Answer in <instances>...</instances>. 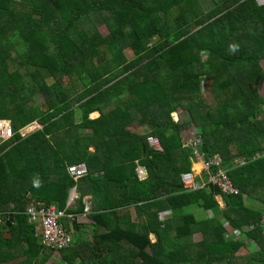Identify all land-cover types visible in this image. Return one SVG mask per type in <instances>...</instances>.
Here are the masks:
<instances>
[{"label":"trees","instance_id":"obj_1","mask_svg":"<svg viewBox=\"0 0 264 264\" xmlns=\"http://www.w3.org/2000/svg\"><path fill=\"white\" fill-rule=\"evenodd\" d=\"M263 61L264 1L0 0V211L14 220L0 217V264H233L246 239L241 264H264ZM193 125L237 194L184 187ZM30 202L73 214L70 240L42 243Z\"/></svg>","mask_w":264,"mask_h":264},{"label":"built area","instance_id":"obj_2","mask_svg":"<svg viewBox=\"0 0 264 264\" xmlns=\"http://www.w3.org/2000/svg\"><path fill=\"white\" fill-rule=\"evenodd\" d=\"M176 113V112H175ZM175 118V117H174ZM175 120H178L175 118ZM151 146L156 149H162L160 141L157 137L151 136L148 139ZM186 146H190L192 149L191 159L193 164L195 162L201 163V170L197 172L192 169L182 173L181 178L184 187L187 189H198L203 188L206 184L216 185L221 192L225 194H237L239 189L234 185L232 178L229 175V168L224 166V160L218 153L214 155H207L202 151L203 138L197 133H193L189 136L186 141ZM264 155V153H263ZM245 160L241 158H234L233 166L244 164ZM67 171L71 177L76 181L82 178L88 173V167L85 162L71 164L67 166ZM140 176H144V170L138 169ZM198 177L202 178L198 180ZM76 188L73 187L68 195L67 206L75 203L77 199ZM11 208L0 211V217L6 218V221L10 224L14 223L12 219L13 205ZM26 214L28 221L36 225L37 233L40 237V241L45 244L56 245L61 244L70 240V234L65 227V222H71L73 214L68 213L66 208L58 209L55 204H42L30 202L26 207ZM261 227L264 228V215L260 223ZM255 224L250 225V229H253ZM235 237L240 235V230L236 229L233 231Z\"/></svg>","mask_w":264,"mask_h":264},{"label":"rangeland","instance_id":"obj_3","mask_svg":"<svg viewBox=\"0 0 264 264\" xmlns=\"http://www.w3.org/2000/svg\"><path fill=\"white\" fill-rule=\"evenodd\" d=\"M15 1H18V0H15ZM201 2H204L205 0H200ZM260 1V3H262L264 0H259ZM204 7H205V9L206 10H209V8H210V4L208 3V2H205L204 3ZM100 28V31H101V33L105 36V35H107L108 33H109V30H110V28H108L106 25H102V26H100L99 27ZM125 55H126V57L128 58V59H131L132 57H133V53H132V51L131 50H126L125 51ZM262 66H263V68H264V61L262 62ZM259 90H260V94L261 95H263L264 96V80L261 82V84H260V86H259ZM205 97H206V99L208 100V101H213L214 100V97H213V95H212V93L210 92V91H208L207 89L205 90ZM34 98L39 102V101H41V95L39 94V93H37V94H35L34 95ZM99 115V113L98 112H94V113H92V117H97ZM174 115V117L175 118H177L178 120L180 119H183V120H186V121H189L190 120V116L187 114V112L186 111H184L183 109H180L178 112H176V113H174L173 114ZM261 116H264V112L261 114ZM7 126V127H6ZM11 127V124L9 123V122H4L3 124H2V131H1V137H2V139H7L8 137L6 136V135H8V133H9V128ZM40 126L39 125H37L36 123H31L30 125H28V126H26L25 128H23L22 130H21V132L22 131H24V130H26L27 132L28 131H31V130H34V129H37V128H39ZM6 128V129H5ZM193 129H195L194 128V125L193 126H189L187 129H185L184 131H183V136H184V142L186 141V139L189 137V136H192V134L193 133H195V131L193 130ZM5 132H4V131ZM91 152H95V149L93 148L92 150H91ZM193 167H194V165H193ZM77 196H78V194H77ZM88 197H90L91 198V196H86L84 199H87ZM83 199V200H84ZM201 235L202 234H199V233H196L195 234V236H196V238L197 239H200L201 238ZM243 250V249H242ZM241 250V251H242ZM240 251V252H241Z\"/></svg>","mask_w":264,"mask_h":264},{"label":"crops","instance_id":"obj_4","mask_svg":"<svg viewBox=\"0 0 264 264\" xmlns=\"http://www.w3.org/2000/svg\"><path fill=\"white\" fill-rule=\"evenodd\" d=\"M193 165H194V167L192 166V169L196 170L197 172H200V169H201V165L202 164L201 163H198V162H195ZM144 173L146 174V171L145 170H144ZM146 176L147 175H144V176H142V178H145ZM200 179H202V178L200 177ZM90 199H91L90 197H88L87 199H84V203H85V205H89L91 207V209H92V202H91ZM217 200L220 203V206L221 207H224V200H223V198H222L221 195H218L217 196ZM91 209H90V211H91ZM90 211H85V212H90ZM166 211L167 210L163 211V212H165V213H163L164 216H165V218H167V217H169L171 215L170 212H167L166 213ZM131 212H132L133 216L135 217V210L133 208H132ZM199 234H201V233H199ZM234 237H235V235H234ZM152 239H153V241H155L154 235H152ZM201 239H202V235H201V238L200 239H197L196 236L194 235V240L199 241ZM251 242L252 241L246 239V244L236 253V255H235L236 257L233 260V264H241L247 258L248 254L250 253V250L253 248V246H251V244H250Z\"/></svg>","mask_w":264,"mask_h":264},{"label":"bare ground","instance_id":"obj_5","mask_svg":"<svg viewBox=\"0 0 264 264\" xmlns=\"http://www.w3.org/2000/svg\"><path fill=\"white\" fill-rule=\"evenodd\" d=\"M90 209H91V207L89 205L85 206V211H90Z\"/></svg>","mask_w":264,"mask_h":264},{"label":"clouds","instance_id":"obj_6","mask_svg":"<svg viewBox=\"0 0 264 264\" xmlns=\"http://www.w3.org/2000/svg\"><path fill=\"white\" fill-rule=\"evenodd\" d=\"M168 212L172 213L171 211H168ZM163 213H165V212H162V214H161V219H164V218H165V216H164ZM166 213H167V212H166Z\"/></svg>","mask_w":264,"mask_h":264},{"label":"water","instance_id":"obj_7","mask_svg":"<svg viewBox=\"0 0 264 264\" xmlns=\"http://www.w3.org/2000/svg\"><path fill=\"white\" fill-rule=\"evenodd\" d=\"M6 122L11 123L10 121H6ZM138 169H142V170H144L142 167H139ZM145 175H147V174H145ZM141 177H142V176H141Z\"/></svg>","mask_w":264,"mask_h":264}]
</instances>
